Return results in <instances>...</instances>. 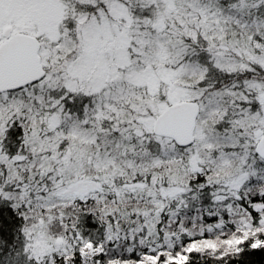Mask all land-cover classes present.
Here are the masks:
<instances>
[{"label":"snow or ice","instance_id":"1","mask_svg":"<svg viewBox=\"0 0 264 264\" xmlns=\"http://www.w3.org/2000/svg\"><path fill=\"white\" fill-rule=\"evenodd\" d=\"M0 264H264V0H0Z\"/></svg>","mask_w":264,"mask_h":264}]
</instances>
